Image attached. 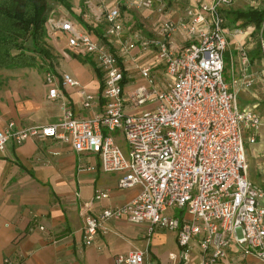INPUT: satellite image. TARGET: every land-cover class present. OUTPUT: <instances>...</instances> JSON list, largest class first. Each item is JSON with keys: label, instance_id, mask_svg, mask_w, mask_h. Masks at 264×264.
Returning <instances> with one entry per match:
<instances>
[{"label": "built area", "instance_id": "obj_1", "mask_svg": "<svg viewBox=\"0 0 264 264\" xmlns=\"http://www.w3.org/2000/svg\"><path fill=\"white\" fill-rule=\"evenodd\" d=\"M233 2L187 6L182 20L163 22L160 38L133 34L118 51L113 41H122L125 31L131 32L120 7L105 10L104 39L64 16L49 14L47 27L66 34L69 48L92 59L103 80L101 91L91 94L70 75L48 70L49 98H61V87L76 88L83 108L103 102L104 109L80 118L64 105L54 125L19 128L11 122L0 130V156L10 143L20 146L30 139H53L77 153L97 155L103 173L120 174V190L140 189L131 202L104 208L94 217L89 209L110 196L96 191L83 211L87 245L109 222L124 221L147 226L149 235L155 229L175 232L179 249L177 255H170L171 264H192L197 249L198 264H222L233 245L243 256L264 264V186L249 180L246 154V140L264 145V114L239 103L240 93L255 85L244 46L239 49V74L231 84L225 79L229 31L224 10ZM136 7L150 9L153 0H137ZM179 31L187 35L188 43L176 54L171 41ZM136 49L156 50L165 67L164 89L156 88L151 68L145 67L141 70L145 85L124 93L125 72L119 58ZM262 56L264 67V48ZM127 100L135 107L156 105L140 115L126 116ZM116 133L124 138L126 151L115 141ZM168 210L174 216H167ZM147 257V251L133 250L118 256L116 264H161ZM5 264L14 263L7 259Z\"/></svg>", "mask_w": 264, "mask_h": 264}, {"label": "crops", "instance_id": "obj_2", "mask_svg": "<svg viewBox=\"0 0 264 264\" xmlns=\"http://www.w3.org/2000/svg\"><path fill=\"white\" fill-rule=\"evenodd\" d=\"M183 1V9L169 0V10L163 15L153 11L149 12L151 14L146 21L133 18L129 26L131 32L125 31L122 41H113L114 50L118 51L123 42L133 39V34L160 38L163 22H179L185 17L187 6L195 8L212 0ZM263 4L264 0H235L233 6L224 10L229 31V47L225 54V60L229 54V64H226L229 84L240 71V47L245 46L250 57H254L259 51L263 55L264 44L262 31L258 32L254 25L243 26L241 20L233 23L227 14L257 10ZM71 16L83 30H87L77 16L73 13ZM238 31L241 34H236ZM101 33L104 36L105 30L101 29ZM46 35L45 44L52 60L40 58L39 65L35 67L0 68V130L11 122L19 128L54 125L61 119L64 105L71 107L80 118H91L104 109L103 102L95 103L91 109L83 108V100L76 88L61 87V98L55 101L49 98V88L45 83L48 70L59 76L70 75L91 94L101 91L103 80L92 59L69 48L66 34L52 32L46 26ZM171 42L178 54L187 45L188 38L179 31ZM119 62L125 72L123 89L126 95L145 85L141 75L145 67L151 68L156 88L166 87L165 67L155 49L147 52L136 49L129 56L120 57ZM254 77V87L243 90L239 95V103L241 101L245 107L256 108L262 103L264 92L260 85L264 87L263 70L254 73ZM155 105L148 103L135 107L127 100L125 114L137 116L153 110ZM114 137L119 145L122 136L116 133ZM119 178L120 174L101 171L97 155L77 153L53 139H30L20 146L10 143L7 152L0 156V264H5L7 259L14 264H116L118 256L133 250L147 251L150 261L171 264L170 255H177L179 249L175 232L155 229L149 235L145 225L111 221L98 232L92 244L84 242L83 211L92 203L96 191L109 192L110 196L89 209L94 217L104 208L131 202L140 193L139 188L120 190ZM169 233H173L175 248L165 249L169 245ZM199 254L198 249L194 251L192 264H198ZM222 264L263 263L253 256H243L233 245Z\"/></svg>", "mask_w": 264, "mask_h": 264}, {"label": "trees", "instance_id": "obj_3", "mask_svg": "<svg viewBox=\"0 0 264 264\" xmlns=\"http://www.w3.org/2000/svg\"><path fill=\"white\" fill-rule=\"evenodd\" d=\"M49 1L61 4L72 15L71 7L65 0H0V68L35 67L39 65L40 58L52 60L45 44ZM121 11H125L124 7ZM227 15L233 23L241 20L243 26L254 25L264 35V9L230 12ZM85 27L104 39L98 26L95 29L88 25ZM262 57L259 51L258 55L251 57L252 64L262 62Z\"/></svg>", "mask_w": 264, "mask_h": 264}, {"label": "rangeland", "instance_id": "obj_4", "mask_svg": "<svg viewBox=\"0 0 264 264\" xmlns=\"http://www.w3.org/2000/svg\"><path fill=\"white\" fill-rule=\"evenodd\" d=\"M68 5L71 7V12L77 16L85 25L92 27L95 29L97 26L101 29H106L105 21H104V12L105 10H109L115 7H124L125 11H121L122 13V21L125 26L132 25L133 20H147V16L156 11V13L164 14L167 10H169L168 1L169 0H153V7L150 9L137 8L136 2L137 0H65ZM172 4H177L180 9L184 8L183 0H170ZM235 2V0H234ZM233 2V4H234ZM232 4V6H233ZM264 9V4L261 6ZM258 8L257 10H262ZM51 12L55 13L56 17L64 16L76 23H78L75 19L72 18L71 14L59 3L49 1L48 11L46 16L48 17ZM50 18V16H49ZM134 18V19H133ZM259 38V37H258ZM263 44H264V35H263ZM259 47H261L258 41ZM245 47V46H244ZM229 54L226 55V64H229ZM231 57V55H230ZM252 66V73H259L264 69L262 62L256 61V66ZM226 68L225 79L229 83V73ZM230 70V67H229ZM264 79V77H262ZM260 88L264 92L263 85H260ZM246 100V97L243 98ZM250 102V101H249ZM250 104V103H249ZM241 105V101H240ZM243 108H250L252 110H256L260 114H264V93H262V103L261 106L253 107H245L241 105ZM247 137V136H246ZM123 138V137H122ZM119 145L125 151L127 148L126 142L124 138L122 141H119ZM246 154L248 161V175L249 180L256 185L264 186V145L262 142H259L256 145H250L246 140ZM175 213L179 215L180 211L176 210ZM167 216H174V211L168 210L166 213ZM172 232V231H168ZM174 233V232H173ZM173 233H169V245L165 247V249L175 248V243L173 241Z\"/></svg>", "mask_w": 264, "mask_h": 264}]
</instances>
